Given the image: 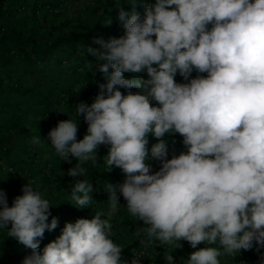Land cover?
I'll use <instances>...</instances> for the list:
<instances>
[{
    "label": "clouds",
    "instance_id": "1",
    "mask_svg": "<svg viewBox=\"0 0 264 264\" xmlns=\"http://www.w3.org/2000/svg\"><path fill=\"white\" fill-rule=\"evenodd\" d=\"M136 3L118 13L122 35L86 45L102 61L96 67L106 83L91 104H75L74 118L51 128V146L76 161L67 170L73 178L84 177L82 164L96 165L99 146L108 147L106 171L124 175L104 185L109 207L118 209L119 193L143 222L141 243L178 249L187 241L196 249L187 264H221L223 255L264 248V0H154L142 14ZM143 72L147 79L125 76ZM77 116L87 124L79 140ZM174 133L186 151L168 158L165 137ZM149 135L157 141L150 147ZM149 159L159 161L157 171ZM20 191L9 206L0 190V229L31 250L22 264H125L102 212L65 222L41 251L58 218L31 183ZM70 191L76 207L92 205L88 180L76 179ZM135 257L131 264H140ZM165 261L175 264L171 254Z\"/></svg>",
    "mask_w": 264,
    "mask_h": 264
},
{
    "label": "trees",
    "instance_id": "2",
    "mask_svg": "<svg viewBox=\"0 0 264 264\" xmlns=\"http://www.w3.org/2000/svg\"><path fill=\"white\" fill-rule=\"evenodd\" d=\"M148 1L137 0V4H142L144 9ZM60 2L62 0H0V190L6 193L11 206L13 198L21 194L22 185L29 182L50 201L51 216L57 217L59 224L54 231L45 232L40 241L41 251L60 235L65 222H74L96 211L109 219L111 239L123 248L121 260L131 264L135 256L133 250L144 240L136 232L144 225L129 214L126 201H121L119 193L118 209L110 218L105 212L109 203L104 185L107 182L117 185L124 179L119 168L106 171L104 155L108 147L99 146L96 165L82 164L86 169L84 177L73 178L67 170L76 161L62 160L48 140V132L58 121L75 117V104L81 101L91 104L94 100L91 95L100 91L98 85L106 83L96 67L102 61L85 52V47H99L93 43L94 38L107 41L123 34L122 23H114L111 15L127 7L130 0H93L74 15L62 18L58 17ZM78 75L84 77V84L76 87L71 95ZM196 75L195 71L191 74ZM125 76L131 75L125 73ZM175 80L185 82L179 74ZM76 119L79 140L86 134L87 124L83 116ZM36 137H40L39 143H33ZM172 138L174 155L186 151L178 133L165 137V142ZM156 142L149 135V146ZM83 178L93 185V203L78 208L70 190L76 179ZM154 241L144 242L155 249L149 252L152 257H148L146 264H162L160 247L153 244ZM25 254L30 255L31 250L0 229V264H22L25 257L22 260L21 257Z\"/></svg>",
    "mask_w": 264,
    "mask_h": 264
},
{
    "label": "rangeland",
    "instance_id": "3",
    "mask_svg": "<svg viewBox=\"0 0 264 264\" xmlns=\"http://www.w3.org/2000/svg\"><path fill=\"white\" fill-rule=\"evenodd\" d=\"M92 2H93V0H62V2L59 3V5H60L59 7H60L61 13L58 15V17H60V18H62L63 16L70 17L71 15H74V12H76L78 9L86 7V6H88V4H92ZM131 2H132V0H130V3ZM152 3H154V0H149L148 1V5H146V6H149ZM142 6H143L142 4H137L136 3L135 11L138 12V13H142V11L144 10ZM55 9L58 10V7H55ZM124 10L126 12H129V11L132 10V7L130 5H128L127 7L124 8ZM119 11L116 14H112L111 15V19L114 20V23H118V22L122 23L118 19ZM116 26H117V24H116ZM51 73L56 78V74H55V72H53V70H51ZM130 75L131 76H140V77L145 78V79L148 78L146 72L138 73V74H130ZM70 80H72V81L74 80L72 76L70 77ZM84 80L85 79H84V77L82 75H78L77 81H75V84L72 86L71 95L73 94V90L76 87L81 86L82 84H84ZM97 93L98 92H94V94L91 95V98L95 97ZM88 97L90 98V96H88ZM166 145H167L168 156H169L174 150L173 138L170 141L166 142ZM149 160H150V162H154V159H149ZM150 164L152 165V170H154L155 165H153V163H150ZM106 200L108 201L107 197H106ZM95 212L96 211H94L92 213H89L87 215V217H84V218L91 219L95 215ZM105 212H107V216L109 218L113 214V211L111 210V208L109 206H108L107 209H105ZM178 243H180L182 245V247L178 248V249H174L172 246H169V245H164L163 246V249H161L163 251L162 264H166L165 257L167 255H169V254L173 255L175 264H186L187 257L189 255V252L187 251L188 250V246H189V250H191L192 252L196 250V249L191 248L190 245L187 243V241H183L182 240V241H179ZM147 245L148 244H145L144 251L140 252L141 253V255H140L141 257H138V259L140 260V264H146V260H148V257H150V258L152 257V255H150V253H149L150 247H149V245L148 246ZM203 246H208V245L200 244L197 247L200 248V247H203ZM212 246L219 247V245H212ZM27 255L28 254L23 255L21 257V260ZM225 256L226 255H223V256L220 257L221 264L223 263L224 259H226V260L228 259L229 260L230 257H231V256H229V257H225ZM232 257L234 258V256H232ZM149 264H151V262H149ZM157 264H159V263H157Z\"/></svg>",
    "mask_w": 264,
    "mask_h": 264
},
{
    "label": "built area",
    "instance_id": "4",
    "mask_svg": "<svg viewBox=\"0 0 264 264\" xmlns=\"http://www.w3.org/2000/svg\"><path fill=\"white\" fill-rule=\"evenodd\" d=\"M173 155H174V152H172L168 156V158H171ZM147 162L149 164L150 163H153V165H155L154 170H152L153 172L154 171H157L159 169V166H160L159 161L154 160V162H150V160H148ZM121 201H125L122 196H121ZM145 244L146 243H143V244H141L139 246L138 249H134L133 250V254L135 256L136 255H139L140 256L141 255L140 252H143L144 251ZM153 244L158 245L160 247V251H161L160 256H161V259L163 261V251L161 250V249H163V246H161L158 241H154ZM150 251H155V249L153 248V246L150 247L149 252ZM187 251L189 252V254L192 252L191 250H189V246H188V250ZM225 257H229V255H226ZM262 257H264V248H260L257 251L256 248H255V246H254V248L252 250H249V251H243V250H241L240 254L234 256V258L231 256L229 260L228 259L227 260L224 259L222 264H260V261H261V258ZM136 258H138V257H136ZM219 259H220V257H219ZM186 264H187V262H186Z\"/></svg>",
    "mask_w": 264,
    "mask_h": 264
}]
</instances>
